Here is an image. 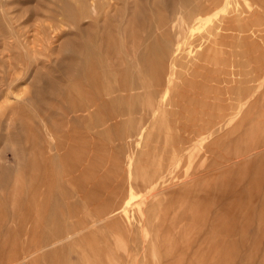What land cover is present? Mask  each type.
<instances>
[{
  "label": "rangeland",
  "instance_id": "374dc122",
  "mask_svg": "<svg viewBox=\"0 0 264 264\" xmlns=\"http://www.w3.org/2000/svg\"><path fill=\"white\" fill-rule=\"evenodd\" d=\"M0 264H264V0H0Z\"/></svg>",
  "mask_w": 264,
  "mask_h": 264
},
{
  "label": "bare ground",
  "instance_id": "6f19581e",
  "mask_svg": "<svg viewBox=\"0 0 264 264\" xmlns=\"http://www.w3.org/2000/svg\"><path fill=\"white\" fill-rule=\"evenodd\" d=\"M54 245V244H53Z\"/></svg>",
  "mask_w": 264,
  "mask_h": 264
}]
</instances>
